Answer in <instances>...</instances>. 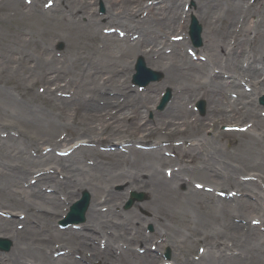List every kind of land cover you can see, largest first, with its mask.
<instances>
[{
  "label": "bare ground",
  "instance_id": "6f19581e",
  "mask_svg": "<svg viewBox=\"0 0 264 264\" xmlns=\"http://www.w3.org/2000/svg\"><path fill=\"white\" fill-rule=\"evenodd\" d=\"M43 1L0 0V40L11 46L12 55L20 50L28 53L24 54L26 60L23 61L20 57L23 53L14 61L11 55L1 57L0 75L9 67L10 81L16 89L39 82L70 88L66 94L69 99L51 98L50 95L45 98L54 104L55 114L42 113L41 117H47V125L42 127L44 123L38 121V126L45 131L53 130L74 112L81 121L76 127H70L71 134L63 143L71 140L78 126L89 135L86 136L89 143L93 142L90 136L99 129L109 135L128 133L142 138L155 135L165 143L150 146L140 142L148 148L130 149L133 153L131 165L136 172L131 173L135 176L132 180L129 174L116 169L122 159L119 153L82 148L78 150L82 152L80 156L74 153L68 158H58L48 154L37 160L26 156L25 151L39 153V142L57 145L56 140L22 136L20 144L25 148L19 149L18 143L10 138L8 142H0V154L8 161L20 160L21 165L11 166L0 161V206L15 207L28 221L51 230L53 211L43 203L59 200L43 193L40 185L54 190L61 188L66 197L76 188L89 190L93 198L85 225L80 231L71 230L66 234L52 231L48 244L59 239L65 246L77 247L91 234L101 233L107 240L106 249H93L99 264L159 261V256L149 253L145 245L155 240L157 231H161L165 232L162 233L165 238L162 247L175 243L176 246L179 241L174 231L180 227L194 228L195 236L198 233L204 236L207 246L206 254L201 257L204 264H264V192L255 179L264 176V117L254 100L264 94V0H57L53 8H46ZM101 1L106 6L104 16H99L96 9ZM188 4L193 7L186 14ZM184 15H194L205 24L203 47L198 51L189 52L186 46ZM172 35L181 38L175 40ZM63 41L66 44L64 55L55 56L44 51L49 42ZM139 57L144 58L148 68L164 74L161 84L153 83L142 92H136L129 85ZM32 61L34 66L27 67V62ZM161 86L173 89V101L165 112L148 118L146 115L153 109L152 105L159 102L157 92ZM108 93H113V98H106ZM123 97L124 102L120 104L119 99ZM99 100L107 102L106 107L119 109L116 116L111 117L115 120L113 123L103 122L100 115L103 109L95 103ZM198 100L207 101L205 117H197L189 108ZM129 101L133 103L130 109L124 105ZM29 112L27 103L19 101L11 91L0 88V117H11L22 123L29 120L26 118ZM233 122L242 131L238 139L228 144L230 148L234 146L230 161L227 143L220 145L209 134L220 124ZM84 155L96 158L98 167L94 174L97 178L109 184L151 190L152 221L162 230L150 237L140 234L134 239L143 247L142 255L130 246L120 249L113 246L119 235L109 225L121 226L125 221H117L119 216L110 213L112 218L108 222V217L103 215L101 208L105 201L97 197L102 191L100 184L92 182L91 177H84V167H75ZM114 156L116 161L112 162V168L100 166L99 160ZM47 162L59 166L61 172L70 168L69 171L78 173L68 178V185L57 183L46 169L36 173L32 170L36 164ZM168 168L170 171L166 172ZM32 177L37 181L38 190L25 193V183L32 181ZM181 186H186L185 194L179 191ZM230 192L235 195L229 196ZM25 194L28 197H23ZM108 196L106 202L118 199ZM1 214L0 234L7 233L13 239V251L0 256L1 264H26V257L38 264H82L71 261L67 255L56 260L59 263L53 261L54 254L65 246L33 248L31 240L16 235L12 224H3ZM241 221L243 223H238ZM10 222L15 223V218ZM106 229L112 230L111 235L108 236ZM79 248L77 252L84 253V248ZM176 264H195V261L189 257Z\"/></svg>",
  "mask_w": 264,
  "mask_h": 264
},
{
  "label": "rangeland",
  "instance_id": "374dc122",
  "mask_svg": "<svg viewBox=\"0 0 264 264\" xmlns=\"http://www.w3.org/2000/svg\"><path fill=\"white\" fill-rule=\"evenodd\" d=\"M56 0H44L43 4L46 6H48L49 8H52L53 4H55ZM154 0H151V2H153ZM58 1L55 4V7L57 6ZM193 7L192 4H188L185 8V12L186 14H189V10H191ZM47 8V7H46ZM96 9L98 11L99 16H104L106 13V6L105 3L103 1L98 2L96 4ZM186 15H184V19L182 20L183 25H186V30H185V34H186V46L192 50V51H198L200 49H202L203 47V41H202V45L199 48H196L194 43H193V39L191 37V25L194 23V21H197V23L199 24V26L202 27V35L203 36V32L205 29V24L201 23L198 18L194 15H191L188 17H185ZM164 20V19H162ZM27 34H30V30H27ZM176 35V34H175ZM175 35H172V38H175ZM203 40V37H202ZM47 45V48L44 50L47 54L50 55H59L62 56L66 53L65 48H66V44L65 42H58V43H54V42H49ZM21 52L19 53H15L16 55H12L11 53V46L8 45V43L3 42L2 40H0V61L2 63V59L5 55H11V59L14 61L15 59L19 60L20 58H18L19 55H21V53H23V56L21 55L20 57L23 60H26V55L28 53H24V50H20ZM28 51V50H27ZM30 51V50H29ZM32 53V52H31ZM2 57V59H1ZM60 58V57H58ZM136 59V58H135ZM138 59V58H137ZM137 59L134 63V67H133V74L130 77V81H129V85L130 87L135 90L136 92H142L143 90L145 91L147 87L145 88H141L140 86H138L135 83L134 77L136 74L135 71V65L137 62ZM264 62V61H263ZM34 62H27V67L32 68L34 66L33 64ZM2 65V64H0ZM15 66V64H14ZM1 68V67H0ZM9 67H5L3 74L0 75V88H5L9 91H11L14 95L15 98H18L19 101L25 102L28 104V106L30 107V112H32L33 114H30L28 118L29 120L26 119V121L22 122V123H18L16 122L14 119H12L11 117H0V142L4 143V142H8L10 138L13 139V141L17 142V147L19 149H23L25 148L23 145H21L20 143L23 142L22 141V136H26L28 139H35V138H43L44 140L49 139V138H53V140H56L57 145L56 144H50L48 145V143L46 142H39L38 146H39V153H37L36 151H30L27 150L25 151L26 156L28 157H32L34 159L39 160L40 158L43 159L46 158L48 156V154H53L58 158H68L71 157L74 153H77L76 155H81V153L78 151L79 149L82 148H89V149H95V150H99L101 152H108L111 154H116L119 153L121 158L119 163L117 164L116 169L118 170V172L122 171L126 174H129L131 176V173H136L132 168L131 162L133 160V153L130 152V149L134 148V149H138L140 148V142L141 144H148L150 146L152 145H158V144H163L165 143L164 140H161L158 136L155 135H150V136H146L143 137L141 135L138 134H128V133H124V134H118V135H109L107 133H105L104 131H102L101 129L97 130V133L92 137L93 142L89 143V136L88 134L85 133V130H83L80 126H78V128L74 129V133L72 134L71 140L68 143H63L64 140L66 138H68L71 134L70 131V127H76L78 121H81V118L75 117L76 114L74 112H70V115L68 117H65V120L63 121L64 123L59 124L55 129H51L48 131H45V128H42L44 126H46V121L45 118L47 117H41L42 113H47V115H51L48 114L49 112L54 113L53 111V103H48L45 98H47L49 95L51 98L57 97L59 99H69L70 96L66 95L69 94V87H62V88H58L56 85H44L43 83L39 82V83H29V84H24V85H20L18 87V89H16V85L13 84L10 81V75H11V71ZM155 72H157L158 74L162 75L161 81L157 82L156 84H161L162 81H164V74H162L161 71L158 70H154ZM62 85H64L62 83ZM170 89L168 87H164L161 86L158 89L157 92V96H159V102L156 103L155 105H152V110L147 113V117L148 118H152L154 116V114H161L163 112H165L167 110V108L169 107V105L172 103L173 98L171 100V103L164 109H161V98L163 97V95L165 94V92ZM60 90H63V92H61ZM173 91V89H171ZM113 93L110 94H106L105 97H109V98H113ZM72 98V97H71ZM264 98V94H262L259 98L258 97H254V100H256V104L257 107L260 108V113L261 115L264 117V106L261 104V100ZM125 98H121L119 99V103L123 104V100ZM118 101V99H117ZM205 102V113L202 114L201 111L199 110V100L197 102H192L190 104V110H192L194 112V114L197 117H205L206 116V111H207V101L203 100ZM93 103V102H91ZM97 105L100 106V108H102L103 110L100 112L101 117L103 118V122L104 123H113L115 120H113L111 117L116 116V113H118L119 109H116V107H106L107 102H104V100H99L98 102H95ZM132 102H126L124 103V105L126 106V108H131L132 107ZM60 108V107H59ZM51 110V111H50ZM35 114L40 115L37 116ZM55 114V113H54ZM11 115V114H10ZM14 115V114H12ZM31 115H35L32 116ZM52 120H54L55 122L57 121L56 118H53ZM52 120L50 122H52ZM38 121H41L42 123H44V125L42 124V127L38 126ZM122 120H120L121 122ZM98 122V121H97ZM46 124V125H45ZM98 125V124H97ZM227 127H238V124L236 125V123H223L220 124L216 129H211L210 130V134L209 136H213L214 139L217 140V142L220 145H223L224 143L226 144V147L228 146L227 149V156H228V160L232 161V158L230 157V154L234 153V149L232 146L231 148L229 147V143L234 142L236 139H238V134H239V130L236 131H228L225 128ZM101 128V127H100ZM240 129V128H239ZM47 136V137H46ZM212 137V138H213ZM145 138V139H144ZM0 143V145L2 144ZM61 143V144H59ZM162 146V145H161ZM2 149V147L0 146V150ZM104 151H102V150ZM4 151V150H3ZM1 153V152H0ZM5 160H4V159ZM0 161L5 162L11 166L18 164L19 166L20 164V160H18L17 162H12V161H8L2 154H0ZM100 161V166L104 167V168H112V162H115V156L114 157H110L107 158L103 161ZM77 164L75 165V167H84L85 172L83 173L85 176L84 177H91V181L94 183H99L100 185L99 188L102 190L100 191L101 194L98 195L97 197L100 198L102 197V202L105 201V203H103V208H101V211L103 213V215L105 217H108L107 219H111V215L117 214L119 216L118 219H116L114 217V219L112 220L115 221V219L117 221H125V225H116V227L114 225H109L111 229H113V231L115 230L118 233V237H116V241L113 242V246L116 247V249H120V248H126L128 246H130L133 250H143L142 246L139 245L138 242H134V239L137 238L140 234L141 235H146V236H151L153 235L157 230H162V228L159 227V225L155 224L154 221H152V211L149 207V203L151 201V190L148 188H136L135 186H131L130 185H123L121 183H110L108 181H104L101 178H97V176L94 174L95 172H97L96 166H97V160L94 157H90V156H86L84 155L83 157H81L80 159L77 160ZM67 165V164H65ZM69 166V165H67ZM74 167V168H75ZM98 167V166H97ZM44 170L46 169V172H49L48 174L52 175L54 177V180L58 183V182H62V183H66L69 185L68 183V178H72L73 175H77L78 172H74L73 170L69 171L70 168H65L64 172H61V168L55 164H53V162H47V163H43L40 165H35L32 167V170H34V172L36 173L37 171L40 170ZM87 169H90L91 172L90 174L87 172ZM169 169V168H168ZM89 170V171H90ZM93 171V172H92ZM252 174L256 175V176H260L259 173L252 171ZM91 175V176H90ZM95 175V176H94ZM135 176H131V179L134 180ZM146 178V176H145ZM32 181L25 183V193L26 191H35L37 192L38 188H36L37 186V181H34L33 177L31 178ZM256 180L259 181L260 185L263 188V192H264V176H261L260 178H255ZM53 180V181H54ZM29 181V180H27ZM231 187H233L232 185H229ZM58 187V186H57ZM230 189H233L231 188ZM40 190L43 193H46L48 195H51L52 197H57L59 201H56L54 199H50V201H46V203L44 202L43 204L45 205V207H47L48 209H51L53 212V215H51V219L52 221L51 223V230H48L46 227H44L43 225H39V224H35L34 221L30 222L27 220V217H25L26 215L19 209H16L15 207L6 205V206H0V212H2L1 214V218L3 219L2 222L4 223H8V224H12V229L14 230V232L16 233V235H22L24 237H26L28 240H31L32 243V247H46V246H51L53 249L55 248H62L65 246L64 243H62L59 239L54 241V239L51 241L50 244L49 243V237L52 236L50 233L53 231L55 234L60 233V234H66L69 233V231L74 230V231H80V229L82 228L83 225H85L86 220L83 224L78 225V226H73L70 227L68 229H62L60 226V222L68 215V213L70 212V208L71 206L79 199L82 198V196L84 194H88L90 197V204L92 201V193L89 190H81L80 188H76L71 194H69V196H65L62 193V189L61 188H57V190L54 188H48L47 186H42L40 185ZM179 191L183 194L186 193V186H181L178 187ZM112 189V190H110ZM20 190V189H19ZM104 190V191H103ZM108 194H110L111 196H114V198L118 199H114L111 202H106V200H109V196ZM133 194H137L140 195V197H144L142 201H137L135 202L130 208H127L129 205V202L132 199V195ZM103 195V196H102ZM108 196V197H107ZM23 197H28L26 194ZM108 198V199H107ZM31 200H33L31 198ZM111 200V199H110ZM40 203V202H39ZM38 206H42V205H38ZM109 206V207H108ZM43 207V206H42ZM264 207V205H263ZM112 208H114V210L110 211ZM17 210V211H16ZM19 210V211H18ZM110 213H112L110 215ZM256 215V214H254ZM114 216V215H113ZM13 218H15V223L10 222V220H12ZM108 222H111L108 221ZM238 223H243L238 222ZM1 226V224H0ZM2 228V227H1ZM195 229L191 228V227H180L178 229H176L174 232L176 233V236L178 237V241L179 244H177L175 246V244H172L170 246L167 247H162V245H165V238L162 237V233L164 234L165 232H161V231H157L158 233H156V239L153 241L148 242L145 247H148V252L149 253H155L159 256V261H154L151 264H176V262H180L181 260H184L186 258L192 257L193 260L195 261V264H204V262H202L201 257L203 255V253L207 252V246L206 243L204 241V236H200V234L198 233L197 236H195ZM108 236L111 235L112 230H104ZM7 232V231H5ZM19 232V233H17ZM54 234V235H55ZM89 234V233H88ZM48 236V238H47ZM173 236V235H172ZM161 237V238H160ZM0 238L2 240H7L11 243H13V239L10 237L9 234H0ZM223 240L225 239L224 237ZM194 239L196 240L193 244H190V240ZM199 240V241H197ZM133 241V242H131ZM106 242L107 240L103 238V235L101 233H95V234H91L89 236V239L83 242H80V245L73 246L71 244H69L68 246H65L59 253L54 254L53 256V261L59 260L61 257L67 255V258L70 259L73 262H80L82 264H99L96 258V256H94V252L93 249H97V250H101L104 251L106 249ZM89 244V245H87ZM131 244V245H130ZM83 247L84 253L80 252L78 253L76 249H80L79 247ZM175 246V248L173 247ZM34 248V247H33ZM238 249V248H237ZM13 251V245L11 247L10 252L8 253H2L0 252V256L3 255H10ZM119 250H116V252H118ZM238 251V250H237ZM147 252V253H148ZM176 252H178V254H176ZM240 253V251H238ZM143 253H141L142 255ZM204 254V255H205ZM118 255V254H117ZM119 256V255H118ZM169 256V258H168ZM120 257V256H119ZM52 258V256H51ZM26 264H38V262L36 260H34L33 258H29L26 257ZM70 261V262H71ZM59 263V261H56ZM1 264V262H0ZM101 264V263H100Z\"/></svg>",
  "mask_w": 264,
  "mask_h": 264
},
{
  "label": "water",
  "instance_id": "95a60500",
  "mask_svg": "<svg viewBox=\"0 0 264 264\" xmlns=\"http://www.w3.org/2000/svg\"><path fill=\"white\" fill-rule=\"evenodd\" d=\"M138 68H139V71H140V72H143V71H144V69H143V68H144L143 64H140ZM156 80H158L157 77L153 78V79L150 80V81H156ZM150 81L146 82L145 85L148 84ZM169 98H170V94H168L167 97L165 98V100H164V102H163V106L166 104V102L169 100ZM88 203H89V199L87 198L86 201L84 202V204H82V205H80V206H75V207H74L75 210L78 211L79 216H80V220H81V221L84 220L85 213L87 212V208H88ZM0 249H3V250L8 251V250L10 249V246L8 245V246H6V247H2V246L0 245Z\"/></svg>",
  "mask_w": 264,
  "mask_h": 264
}]
</instances>
